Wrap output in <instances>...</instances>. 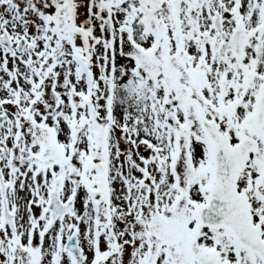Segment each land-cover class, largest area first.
<instances>
[{
    "label": "snow or ice",
    "instance_id": "snow-or-ice-1",
    "mask_svg": "<svg viewBox=\"0 0 264 264\" xmlns=\"http://www.w3.org/2000/svg\"><path fill=\"white\" fill-rule=\"evenodd\" d=\"M0 264H264V0H0Z\"/></svg>",
    "mask_w": 264,
    "mask_h": 264
}]
</instances>
